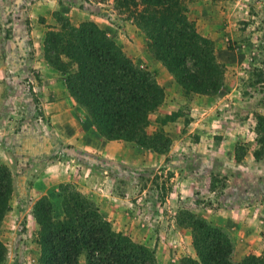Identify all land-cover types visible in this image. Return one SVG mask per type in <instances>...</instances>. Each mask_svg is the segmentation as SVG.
<instances>
[{"label":"rangeland","instance_id":"rangeland-1","mask_svg":"<svg viewBox=\"0 0 264 264\" xmlns=\"http://www.w3.org/2000/svg\"><path fill=\"white\" fill-rule=\"evenodd\" d=\"M220 1L223 5L214 14L211 25L202 21L201 25L207 27L201 29L194 22L197 32L212 40L218 61L225 67L222 86L211 95L183 89L152 55L143 31L125 26L126 12H117L121 20L115 18L122 27L112 32L118 45L138 66L154 72L163 88L162 102L148 116L147 133L151 136L161 133L171 141L173 134H186L180 143L184 160L181 172L178 169L179 174H175L174 168L158 166L162 154L153 149L143 148L158 154L157 159L142 148L134 151L133 145L128 144L120 149L118 158L106 159L102 155L105 148L99 153L95 147L85 149L91 156L86 154L68 162V166L58 162L62 160L60 154L40 164L36 162L31 168L8 166L14 190L0 227V238L6 246V258L1 264H37L40 225L34 215V203L48 195L55 205L53 215L58 217L61 185L67 191L75 189L92 199L111 227L151 249L157 264H179L182 257L195 256L190 230L177 222L181 212H192L210 221L213 215L222 220L224 211L230 212L233 217L227 223L223 225L220 221L229 234L245 237L258 230L263 241L264 151L261 155L258 152L260 143L255 126L256 116L264 115V0ZM34 2L0 0V158L10 149L9 143L19 138L13 134L20 132L26 118L40 122L44 136L52 130L46 127V117L39 109L41 92L35 86L45 78L39 76L34 63L28 60L38 56V48L31 43L29 55L26 51L22 55L26 59L17 56L16 33L24 35L25 28L37 16L32 7ZM54 26L58 29L59 24ZM23 68L30 72L31 78L19 72ZM170 96L173 107L166 108V98ZM84 116L88 125L85 131L93 134L94 127L85 111ZM138 155L142 158L141 165L134 160ZM92 163L96 168L89 167L94 166ZM61 168L67 170L66 179L44 173L45 169L57 172ZM41 174L48 175L41 179ZM228 190L230 197L225 201L221 195ZM242 225L249 230L243 231ZM262 241L255 245L264 258ZM248 254L238 250L232 256L240 260ZM79 263L85 264L84 254L79 256Z\"/></svg>","mask_w":264,"mask_h":264},{"label":"trees","instance_id":"trees-1","mask_svg":"<svg viewBox=\"0 0 264 264\" xmlns=\"http://www.w3.org/2000/svg\"><path fill=\"white\" fill-rule=\"evenodd\" d=\"M148 39L152 55L186 91L211 95L222 86L224 64L218 61L211 39L199 34L182 0H114ZM56 13L58 29L46 31L43 52L62 76L95 131L107 140H124L164 153L170 138L147 133L148 116L162 102L164 92L155 74L128 57L116 40L94 22L78 26ZM261 73H263L260 70ZM264 74V73H263ZM255 131L264 151V115L256 116ZM58 217L48 195L34 203L40 225L37 264H157L154 252L128 234L115 231L96 203L75 189L59 187ZM14 183L11 169L0 162V227ZM180 226L190 230L195 256L179 264H264L260 255L234 260V242L226 229L192 212H181ZM6 246L0 238V264Z\"/></svg>","mask_w":264,"mask_h":264},{"label":"crops","instance_id":"crops-1","mask_svg":"<svg viewBox=\"0 0 264 264\" xmlns=\"http://www.w3.org/2000/svg\"><path fill=\"white\" fill-rule=\"evenodd\" d=\"M182 1L185 2L184 0ZM187 1L190 4L187 12L188 18L195 22L196 26L201 25L202 21L207 22V24L210 22L207 26L211 25L214 14L217 13L220 8L219 6L223 5V1L220 0ZM32 7L37 16H35L29 23L28 28H25L26 31L24 35H20L19 32L16 33L18 44L17 56L19 59V57L25 55L26 52L28 54V51L32 49L30 45L31 43L38 48V56H35V58L29 57L28 60L34 63L33 67L36 69V72H39V76H44L45 78L41 80V83H38V85L36 84L35 86L39 89V93L41 92V96L39 95L41 99L39 109H42L43 115L46 117V127H50L52 130L47 132L44 136L41 132L42 126L40 125V122L37 123L36 119L31 120L30 122V119L26 118V120L23 121L20 132H18V134H13L14 136L18 135L19 138L12 140V143H9L10 149H6L7 151L5 150L3 152L2 158H0L1 162L5 163L10 168H31L36 162L40 164L43 160L54 159L57 156L56 154H60V159L62 160H58V162H65L68 166L70 162H73V160L77 158L80 159L86 154L91 156L90 153L86 151L88 148L94 150L96 147V151L99 153L103 152L105 148V151L102 153L103 157H106V159L118 158L120 149L127 144L133 145L132 149L134 151H139V149L142 148L144 153H148L157 159L159 157L157 156L158 154H151L150 152L143 150V147L136 143L123 142L121 140H107L94 129H92L94 132L93 134L86 133L85 129H87L88 125L85 121L84 109L79 104H76L75 99L70 95L62 76L58 74L59 72L53 68L44 57L42 46L43 34L46 29H57V27L54 26L58 23L55 17L56 13L66 15L71 24L75 26H78L84 21L94 22L98 27L105 30L109 36L118 39L115 34L112 33L113 31L115 32L116 30L122 29V27L119 26L120 24L118 25V20L121 19L118 17L117 11L114 8V0H43L41 2L40 0H35ZM40 16H43V19H40ZM115 18L118 20L116 21ZM55 21H57V23ZM123 22H126V27L128 24L132 29L133 27L134 29H137L131 19L123 20ZM207 26L201 25L200 28L204 29L203 27L206 28ZM22 58L26 59L23 56ZM131 59L135 60L132 57ZM136 61H138V59H136ZM26 70L27 69L23 68L22 71L19 70V72L22 75H27L31 78V74H29L30 72H27ZM166 73H169L167 69ZM169 107H173L171 96L166 98V108ZM34 111L37 112L36 110ZM184 136H186V134L181 135L178 133L170 136L172 137V141L169 149L164 153H160L162 155L160 156L161 158H158V161H160L158 166L163 165L166 168H174L176 172L175 174H179L177 173L178 169H182L184 166L183 155L181 154L183 147L180 146ZM96 141V145H92ZM180 149L181 151H179ZM95 153L96 152H94V154ZM95 158L97 159V157ZM99 159H101L100 156ZM134 160L136 164L139 163L141 165V155L136 156ZM92 166L93 167H89L96 168V164L92 163ZM44 171V173H49L61 180H63L62 178L66 179L68 176L65 168L64 170L61 168L60 170H57V172H48L52 171L50 169H45ZM46 175L41 174L40 178H46ZM192 178L195 182V176L192 175ZM180 181L181 180L179 179L175 180V182L179 183ZM229 191L230 190L221 195L225 201L230 197ZM234 197L236 196H233L232 198ZM212 217L214 223L222 225L221 222H223L224 225V223H227V220L230 219V217L232 218L233 215L230 214V212L224 211L222 220L214 215ZM239 218L243 217L239 216ZM241 227H244L243 231L247 232L249 230V228H245L244 225ZM233 228L235 229V227ZM234 233L236 234L235 231ZM253 233L254 234L246 235L245 237L243 235L235 236L233 234L235 239L232 237L233 235L230 234L233 242L236 243V246L234 245V253L241 250L247 254L250 252L255 255L261 254V249H256L257 245H255V242L258 240L262 241V237L258 230ZM237 244H240L241 247H246L239 248ZM263 245L264 239L261 246L263 247Z\"/></svg>","mask_w":264,"mask_h":264}]
</instances>
